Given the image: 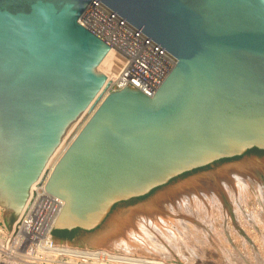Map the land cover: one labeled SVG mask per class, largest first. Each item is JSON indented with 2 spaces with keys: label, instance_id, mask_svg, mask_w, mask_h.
<instances>
[{
  "label": "water",
  "instance_id": "obj_1",
  "mask_svg": "<svg viewBox=\"0 0 264 264\" xmlns=\"http://www.w3.org/2000/svg\"><path fill=\"white\" fill-rule=\"evenodd\" d=\"M93 1L0 0V208L9 236L48 172L44 191L64 203L53 228L80 229L88 242L116 213L213 171L196 170L261 160L243 155L264 150V0H96L175 58L152 96L128 83L104 96L98 66L109 46L79 23Z\"/></svg>",
  "mask_w": 264,
  "mask_h": 264
},
{
  "label": "bare ground",
  "instance_id": "obj_2",
  "mask_svg": "<svg viewBox=\"0 0 264 264\" xmlns=\"http://www.w3.org/2000/svg\"><path fill=\"white\" fill-rule=\"evenodd\" d=\"M111 62L107 54L98 66V71L106 78ZM88 117L89 113L82 118L79 127ZM64 145L50 162L49 171L65 149ZM251 159L190 177L164 189L142 207L116 213L100 237L86 242L89 249L98 251L95 264H171L168 259L174 253L179 255L181 246L185 247V239L207 243L220 252L219 241L232 232V215L238 222L248 221V224L259 222V216L264 215V182H260L261 176L264 178V160ZM46 175L49 176V172ZM0 211L2 213L1 208Z\"/></svg>",
  "mask_w": 264,
  "mask_h": 264
},
{
  "label": "built area",
  "instance_id": "obj_3",
  "mask_svg": "<svg viewBox=\"0 0 264 264\" xmlns=\"http://www.w3.org/2000/svg\"><path fill=\"white\" fill-rule=\"evenodd\" d=\"M79 23L109 46L112 62L104 96L127 83L152 96L175 65L171 54L99 1L88 5ZM47 178L33 188V197L11 236L0 215V264H95L97 250L52 238L64 203L44 191Z\"/></svg>",
  "mask_w": 264,
  "mask_h": 264
},
{
  "label": "rangeland",
  "instance_id": "obj_4",
  "mask_svg": "<svg viewBox=\"0 0 264 264\" xmlns=\"http://www.w3.org/2000/svg\"><path fill=\"white\" fill-rule=\"evenodd\" d=\"M260 159L264 160V157H261ZM222 164L223 162H217L214 164L213 168L207 167L206 169L194 171V174L198 173L199 171H203V170L204 171H209V170L214 171L216 168L220 167ZM187 175L188 174L184 175L183 178L187 177ZM261 180H262L260 181L261 183L264 182V178H262V176H261ZM174 183H176V180L172 181L171 184L173 185ZM135 203L136 201L135 202L128 201L127 203H124L123 205L131 206ZM226 205L230 209V206L227 202H226ZM0 215H1V211H0ZM259 218H260L259 222L257 223L252 222L251 224H248V221H246V223H242V222L240 223V221L238 222L234 218V215H232L231 217L232 221L230 222V225H232L231 226L232 232L230 231L231 233L225 234L223 240L219 241L220 246L222 247L221 250L223 252L221 250L220 252L217 250L214 251V248L212 246L206 245L207 243L205 244L201 243L199 239L197 240L200 242V244L198 242L192 241L191 239L190 240L185 239V242H184L185 247L181 246V248L183 249L179 253V255L182 254L181 255L182 257H179L178 253H174L173 257L168 260H170L171 264H262L264 263V246H262L264 245V242H262L264 241V222H262L264 221V215L259 216ZM253 227H254V231H252ZM253 232H255L256 235ZM231 234H233L235 237L234 241L232 239ZM240 238H242V240ZM236 239H239V240H236ZM187 241L188 242L190 241V242L188 243ZM63 242H66L73 246L91 248L87 246L86 242H83L82 233L77 234L73 238L72 241H63ZM259 245H260L261 250H259ZM137 264H141V263H137Z\"/></svg>",
  "mask_w": 264,
  "mask_h": 264
},
{
  "label": "trees",
  "instance_id": "obj_5",
  "mask_svg": "<svg viewBox=\"0 0 264 264\" xmlns=\"http://www.w3.org/2000/svg\"><path fill=\"white\" fill-rule=\"evenodd\" d=\"M252 152H256L257 154L259 155H262L264 154V152L262 151H258L257 149H252L251 150ZM250 151V152H251ZM207 167L203 168V169H206ZM186 175V174H184ZM183 175V176H184ZM145 197H140V198H137V199H132L130 202H135V201H138V200H141ZM115 207V206H114ZM82 233V231L80 229H73L71 231H68V230H53L52 231V238L54 240H58V241H72L73 238L77 235V234H80Z\"/></svg>",
  "mask_w": 264,
  "mask_h": 264
},
{
  "label": "flooded vegetation",
  "instance_id": "obj_6",
  "mask_svg": "<svg viewBox=\"0 0 264 264\" xmlns=\"http://www.w3.org/2000/svg\"><path fill=\"white\" fill-rule=\"evenodd\" d=\"M252 149H254V148H252ZM252 149L247 150L243 156H248V157H252V156H254V157H258V158L264 157V154L259 155V154H257L256 152H252V151H251ZM257 150H258V151H262V152H264V150H260V149H257ZM250 151H251V152H250ZM235 159H238V158H235ZM230 160H232V159H229V160H220V161H218V162H226V161H230ZM216 163H217V162H216ZM214 164H215V163H214ZM201 170H202V169H201ZM196 171H197V170H196ZM130 201H131V200H130ZM130 201H129V202H130ZM125 203H127V202H125ZM118 205H119V204L115 205L114 208H116Z\"/></svg>",
  "mask_w": 264,
  "mask_h": 264
}]
</instances>
